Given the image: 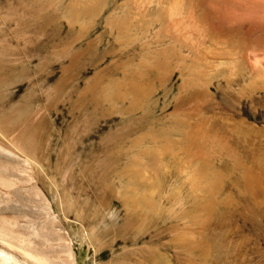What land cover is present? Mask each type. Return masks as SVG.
Returning a JSON list of instances; mask_svg holds the SVG:
<instances>
[{"label": "rangeland", "instance_id": "1", "mask_svg": "<svg viewBox=\"0 0 264 264\" xmlns=\"http://www.w3.org/2000/svg\"><path fill=\"white\" fill-rule=\"evenodd\" d=\"M0 247L264 264V0H0Z\"/></svg>", "mask_w": 264, "mask_h": 264}, {"label": "bare ground", "instance_id": "2", "mask_svg": "<svg viewBox=\"0 0 264 264\" xmlns=\"http://www.w3.org/2000/svg\"><path fill=\"white\" fill-rule=\"evenodd\" d=\"M15 120V119H14ZM18 123V122H17ZM18 125V124H17ZM10 255H8L3 248L0 247V264H8L9 261H11L12 259H10ZM28 258V257H27ZM39 262H42L41 264H48L49 262H47L45 259H41L40 257H37ZM19 261V260H18ZM16 264H20L19 262H16Z\"/></svg>", "mask_w": 264, "mask_h": 264}]
</instances>
